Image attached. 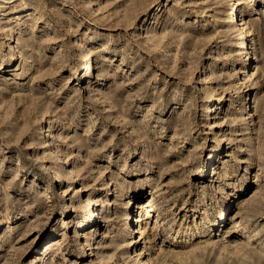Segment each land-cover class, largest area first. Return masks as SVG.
<instances>
[{
  "label": "rangeland",
  "instance_id": "obj_1",
  "mask_svg": "<svg viewBox=\"0 0 264 264\" xmlns=\"http://www.w3.org/2000/svg\"><path fill=\"white\" fill-rule=\"evenodd\" d=\"M232 2L0 0V264H264V0Z\"/></svg>",
  "mask_w": 264,
  "mask_h": 264
},
{
  "label": "bare ground",
  "instance_id": "obj_2",
  "mask_svg": "<svg viewBox=\"0 0 264 264\" xmlns=\"http://www.w3.org/2000/svg\"><path fill=\"white\" fill-rule=\"evenodd\" d=\"M246 1H251V0H246ZM238 2H237V0H233V2H232V7H231V9H232V13H231V18L229 19V18H227V21L228 22H232L234 19H235V16L237 15V9H235V6H233V5H235V4H237ZM246 35V31L244 32V34H243V37ZM246 46V48H247V46H248V41L247 42H245V37L243 38V40L240 42V44H238V46ZM245 52L247 53L248 52V50L246 51L245 50ZM83 57H84V63H83V65H82V70H88L89 69V67H90V55L88 54V53H86V54H84L83 55ZM245 57H246V59H245ZM242 59V61H244V60H248L249 59V57H247V55L245 54V55H243V57H241ZM247 67H248V64H247ZM85 73H83L82 75H84ZM212 106H214V105H212ZM209 109H212L211 107L210 108H207V110H209ZM86 200H88V199H86ZM151 203H152V200L151 199H149V200H145L144 202H142L141 203V205H140V211H139V213H138V216L136 217V222H137V224H138V226H139V228L137 229V230H139L140 232H142L143 231V225H142V221H143V219H144V216L148 213V208H149V206L151 205ZM96 204L97 203H94L93 205H95L96 206ZM93 205L92 206H90L91 207V210H90V213H89V216H91V215H93L92 214V212H93ZM100 205V204H99ZM67 208L69 209V205H67ZM70 212H71V209H70ZM94 216V215H93ZM221 218H224V213L222 212V214H221ZM82 223H80L79 225H81Z\"/></svg>",
  "mask_w": 264,
  "mask_h": 264
}]
</instances>
